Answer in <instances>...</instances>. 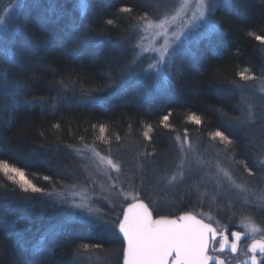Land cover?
I'll return each instance as SVG.
<instances>
[{
  "label": "trees",
  "instance_id": "1",
  "mask_svg": "<svg viewBox=\"0 0 264 264\" xmlns=\"http://www.w3.org/2000/svg\"><path fill=\"white\" fill-rule=\"evenodd\" d=\"M88 2L85 23L90 27L83 33L87 42L66 38L72 23L80 19L73 0H26L17 14L13 12L11 20L17 24L10 25L9 35L16 40L18 54L13 62L0 58V72L7 73L6 84L0 85V160L23 169L33 183L53 195L25 193L0 174V183L4 185L0 187V217L5 221L0 224V264H99L95 258L101 250L107 252L102 254L107 259L104 264H109L113 249H117L120 260L123 237H111L104 228L79 218L70 221L64 207L54 202L56 192L86 177L82 158L66 146L81 147L79 137L84 136L83 143H94L103 153L108 154L111 147V155L121 161L125 170L135 173L137 162L143 163L144 185L150 188L143 187L144 194L158 199L160 194L167 199L166 194L163 196L164 182L158 178L171 174L180 160L175 136H183L187 129L190 141L198 145L203 158L222 156L224 145L212 141L209 133L220 129L228 134L229 118L240 115L239 91H229L231 81L245 83L236 75L244 68L256 76L263 71L260 51L264 44L249 33L264 35V0H228L215 9L214 17L223 29V36L204 37L200 43L204 58L195 64L191 60L178 73H173L175 87L162 99H159L162 89L152 92L148 88L151 78L142 79L140 69L134 67L132 75H118L122 66L126 67L133 59L132 45L137 37L130 29L134 17L145 11L152 14L149 0ZM37 3L43 7H34ZM49 4L57 5L55 15L46 11ZM123 6H131L133 12L121 13ZM108 19H113L114 25H107ZM117 40H123L122 46L115 45ZM109 73L116 80L112 87L105 86L109 83ZM17 82L26 88L11 108L12 98L7 93ZM139 82L146 87H137ZM89 97H94L95 103L81 102ZM217 108L226 115L215 111ZM169 112L168 122L173 127L166 129L160 121ZM191 113L200 116L202 123L189 121L187 117ZM57 123L60 128H53ZM101 123L108 126L106 135L113 136L111 145L95 139L98 128L90 126ZM148 124L154 129L151 140L142 134ZM232 131L235 158L252 166L253 153L246 147L243 133ZM113 134H119L121 140L116 142ZM238 168L239 174H245L248 179L243 167ZM45 175L51 181L40 179ZM184 188L185 191L172 193L171 199L177 203H168L166 210L184 214L198 204L194 197L189 198L198 194L188 185ZM60 224L64 230L58 240L59 247L51 252L32 251L36 242ZM18 233L26 242L25 248L17 244ZM81 244L102 247L90 249L89 260L75 255ZM109 245L115 247L110 251Z\"/></svg>",
  "mask_w": 264,
  "mask_h": 264
},
{
  "label": "snow or ice",
  "instance_id": "2",
  "mask_svg": "<svg viewBox=\"0 0 264 264\" xmlns=\"http://www.w3.org/2000/svg\"><path fill=\"white\" fill-rule=\"evenodd\" d=\"M79 13V21H74L70 29L66 32V38L70 40H84L87 42L86 36L83 33L87 32L89 25L85 23L87 16V10L90 7L88 0H73ZM228 3V0H149V6L160 9L161 4H170V7H164L155 17L150 16L147 11L142 15L134 17V22L130 31H134L136 35V41L132 45L134 55L132 61L119 72V76L123 77L134 70V67L138 61L148 55V60L144 72L149 73L152 76V86L155 88H174L172 81V71L177 67L176 58L183 53L182 45L184 43V37L189 35L193 29H203L206 36H223V29L218 22H215L213 12L220 7L221 4ZM9 4L7 8L3 9V12L7 14L12 7ZM34 7H43L42 4H35ZM46 11L57 13L58 8L56 4H49ZM121 13L131 14L133 8L131 6H123L119 10ZM107 25H114L113 19H108L105 22ZM250 36H254L257 41L264 44V35H255L249 33ZM161 37L164 43L156 46L157 38ZM103 43V41H100ZM116 46H122L123 40H117L114 42ZM16 40L9 35L8 19L6 15H0V58L13 62L18 49L15 48ZM21 47L23 45L21 44ZM155 53V57L151 54ZM236 75L242 82L255 81L260 79L264 81V74L257 77L254 73H251L248 68H244L242 71H238ZM109 83L106 87H112L116 84V80L112 78L111 73L108 76ZM7 73L0 72V85L6 84ZM61 85L63 81L60 82ZM246 86L244 83H237L235 80L231 81V89L229 91L238 89L243 90ZM137 87L144 89L146 85L143 82H139ZM26 88L17 82L14 87L7 93L11 96V108L15 107L17 102L16 98L20 92ZM43 99V98H41ZM241 104L238 107L240 115L229 118L228 134L225 131L217 129L209 133L212 141H218L224 145L222 151L225 154V159L229 162L228 167H224L220 159L206 160L195 148L187 135V129L184 131L183 139L180 134L175 136V142L179 147V151L182 153L180 163L177 164V170L171 174H165L158 178V181H163L166 185H174L177 182L183 181L186 172L192 170V165L203 172L205 168L208 171L204 174L205 177L211 178L213 175L222 177L215 182L213 193L209 197V208L213 205L219 210L221 207L216 204L217 197L226 194L231 189H236L239 192L251 193L253 200L245 198L243 203L246 207L242 212H247L245 216L246 223L242 222L239 226L247 231H228L225 228L222 231H218L216 227H213L212 223H205L204 219H197L196 215L192 212H185L175 218H169L168 216H159V218H153V212L148 203L141 198V190L144 187V164L137 162L134 174L123 173V179H121L122 166L119 160H113L111 152L112 149H107L108 155H104L97 151L95 144H87L84 142V136H80L79 139L82 142V146L79 148L73 147L69 144L66 147L71 149L76 156L81 157L87 161L82 167L87 171L89 166L94 167L98 172L102 171L106 178L107 187L100 185L102 191L106 190L109 195H104L102 199L106 201L115 213V218H110L108 213L103 211L99 207H93L91 198L81 193L70 192L65 195L63 192L55 193L56 197L63 202H68V196L75 197L81 195L79 202L72 200V207L82 209L88 213L86 222L94 227L104 228L106 231H112L115 229V235L122 234L123 240L126 242V247L123 248V264H228L226 259L221 255L225 251L230 253H237L238 245L242 238L248 236H255L256 234H262L261 239H252V242L247 245V252L251 255L247 257L243 264H264V259H258L256 253L259 252L261 257H264V228L255 222L253 214L255 212L264 213V86L260 87L258 92L251 95H242ZM84 103H95L94 97H89ZM215 111L226 115L220 108ZM163 116L160 124L166 128L171 129L173 126L168 122L169 116ZM187 119L199 125L202 123V118L195 113L188 115ZM92 129H97L99 135L96 136V140H99L105 144L111 145L113 136L106 135L108 132V126L101 123L99 125L93 124L90 126ZM131 127V126H130ZM53 128L59 129L60 124L53 125ZM233 129L239 133H243V139L247 142L246 147L250 148L253 153L252 166L244 161L237 160L235 158L233 140ZM151 124L146 125L143 131V136L151 140L150 133L153 131ZM43 135V133H41ZM116 142L121 140L119 134H113ZM86 153H91V156H87ZM189 153L192 154V160H188ZM188 165L187 169L185 165ZM242 166L244 172L248 177L256 178L260 181L256 184L254 180L245 179L238 183L233 175V168ZM257 171H253V169ZM155 171V170H153ZM112 172L117 175L112 176ZM0 174L3 175L12 184L18 186L21 191L28 193H41L46 195H53L52 192L45 193V189L37 186L33 183V179H29L28 175L21 168L10 164L7 160H0ZM91 175V173L89 174ZM33 178H36V174H33ZM44 181H51L50 176L40 177ZM139 180V185L135 184V180ZM201 179H204L202 177ZM125 186L131 189L126 191ZM0 187H4L0 183ZM55 187V185H53ZM73 184L70 188H75ZM195 187L199 188L197 184ZM115 199H112V197ZM209 196L207 187L204 191L197 196V203L203 205L205 203L204 197ZM127 207H118L119 201H128ZM155 204V200L150 201ZM232 201L229 199L228 205L231 206ZM122 215V218H120ZM201 216H205L211 220V212L199 213ZM4 218L0 217V224L4 223ZM219 225V221H215ZM64 225L60 224L54 226L32 246V251L39 252L41 250L53 251L59 247L58 240L63 233ZM231 237V239H230ZM17 244L20 248L26 247V242L21 234H17ZM218 245V247H217ZM101 245H89L81 244L75 249V255L77 257H86L91 259L88 255L90 249L101 248ZM237 264H240L238 261Z\"/></svg>",
  "mask_w": 264,
  "mask_h": 264
},
{
  "label": "rangeland",
  "instance_id": "3",
  "mask_svg": "<svg viewBox=\"0 0 264 264\" xmlns=\"http://www.w3.org/2000/svg\"><path fill=\"white\" fill-rule=\"evenodd\" d=\"M26 2V0H0V15H6L7 19H8V27H10V25H15L17 24V22H13L11 20L12 16H13V12H15L17 14V11L19 12V10L23 7L24 3ZM9 4H12L13 6L9 9V12L7 14H5L3 12L4 8H7L9 6ZM170 4H161L160 9H157L155 7H151L152 8V14L150 16L155 17L156 15L159 14L160 11L163 10L164 7H170ZM71 7V5L69 6ZM76 7V6H75ZM27 9V7H26ZM26 9L24 12V15H26ZM30 11V9L28 10ZM215 12V10H214ZM214 12H213V16H214ZM19 16V15H18ZM45 19V18H44ZM9 20L10 23H9ZM215 22L216 19L214 17ZM13 29V28H12ZM15 32V30H14ZM204 37H206L203 29L200 30H196L193 29V31L189 34L186 35L183 39H184V43L182 45V49H183V53L176 58V65L177 67L173 69L172 74L178 73L179 68H183L184 65H188L191 60L192 63L195 64V62L200 61L203 57V48L201 47L202 44H200L202 42V40L204 39ZM164 40L161 37L157 38V44L156 46L159 47V45L163 44ZM24 46V45H23ZM24 47H22L23 49ZM261 50V49H260ZM263 52V53H262ZM262 52L260 51V55L262 57V61L264 62V49L262 50ZM155 53H152L151 56L155 57ZM147 62H149L148 60V55L146 54V56L144 58H142L140 61H138L135 65V68L140 69V76H142V79H146L147 77L151 78L150 79V84L148 85V88L152 89V92H155L157 89L159 88H155L152 86V76L149 73H146L143 71V69L145 68ZM263 70V71H262ZM259 73L260 75H258L257 77L262 76V74H264V68L262 69ZM134 71V70H133ZM136 72V70H135ZM251 72V71H250ZM132 75V71L129 73V75ZM133 77H135L133 75ZM173 81V79H172ZM244 84H246V86L243 88V90H238V101H239V105L241 104V96L242 95H251L252 93H256L258 92L259 88L264 86V81L257 79L255 81H248L245 82ZM162 90H160L161 94V98L162 99L163 95L166 94V92L169 91V89L167 88H160ZM237 91V92H238ZM170 92V91H169ZM153 95V94H152ZM181 138L183 139V136H181ZM190 140V138H189ZM192 143V142H191ZM192 145L198 149V151L200 150V148L198 147L197 144H193ZM178 146V145H177ZM99 151V150H97ZM178 151H179V147H178ZM221 151V148H220ZM101 152V151H99ZM180 152V151H179ZM218 152V150H217ZM104 155H108L107 153H103ZM224 153V152H223ZM87 156H91V153H86ZM218 156L222 162V165L224 167H228L229 162L225 159V154L221 155H213L210 156L211 159L209 158H204L206 160H212ZM179 159L181 160L182 157V153H179ZM214 157V158H213ZM113 160H118L117 158H115L114 156H112ZM193 156L191 153H189L188 155V160H192ZM180 160L178 161V164L180 163ZM83 164H86L87 161L85 159H82ZM121 162V161H120ZM82 164V165H83ZM122 166V174H121V179H123V173H130V174H134V172H130L128 170H125V167L121 164ZM177 166V165H176ZM175 166L174 171L175 172L177 170V167ZM188 165H185V168L187 169ZM83 168V167H82ZM83 170L85 171L86 177H83L82 181L79 182L78 184H76V187L70 188V186H67L66 188H64L63 190H60L58 192H63L65 195H68L70 192H77V193H81V195H86L88 197L91 198V203L93 207H99L101 208L103 211H105L106 213H108L110 218H115V213L113 212L111 206L102 199V197L104 195H109V193L104 190L102 191L100 185H105V188L107 187V181L105 176L103 175L102 171H97L94 167L89 166L88 170L86 171L84 168ZM130 170V169H129ZM239 168H233V175L236 178L237 182L240 183L242 181H244L245 179H247L246 175L244 174V176H242V174H239ZM208 171L207 168L204 169L203 172H201L196 166L195 164L192 165V170L190 172H186L185 178L183 181L177 182L174 185H166L164 183V192H163V196L167 195V199H164L162 197V195L157 194L159 196V199L157 197L154 196H148L149 193L144 194V191L141 190V198H143L145 200L146 203L149 204L150 209L152 210V212L154 213V216L156 219V217L159 216H168V217H177L179 216L181 212H175L172 210H166L169 209L168 203H177L176 201H172L175 200L174 198H172V193H176L179 189L180 191H185L186 188H184L186 185H188L189 187H191L192 191L196 192L198 195L200 194V192L204 191L205 186L207 187L209 196L204 197L205 199V203L203 205L201 204H197V205H192L191 206V210L190 211H186V212H192L193 214L197 215L198 217H201L203 219H205L206 221L212 223L217 229L218 231H222L225 228H227V230H229V228L232 226L235 230L241 231H247L246 229H242L239 225L244 222L246 223L247 221L244 219L245 216L248 215L247 212H242V210L246 207V205H244L243 201L245 198H248L250 201L253 200V196L251 193H243V192H239L236 189H231L229 192H227L224 195L218 196L217 197V201L216 204H219L221 207L219 208V210L216 208L215 205H213V207L210 209L209 208V203H210V199L209 197L211 196V194L213 193V188L215 185L216 180L218 179H222V177H217L215 175H213L211 178L205 177L204 174ZM91 173V175H89ZM117 174L115 172H112V176L115 177ZM202 177H204V179H201ZM250 178V177H249ZM248 180H254L256 184H259L260 181L258 179V176L256 178H250ZM139 180H135L134 183L138 185ZM197 184L200 185L199 188L195 187ZM144 188L150 189L148 187V185H144ZM184 189V190H182ZM125 190L126 191H131L130 188H128L127 186H125ZM160 191H158L159 193ZM162 192V191H161ZM57 193V192H56ZM166 194V195H165ZM81 195H77L75 197L72 196H68V202H63L62 200L58 199L55 196V200L54 202L56 204H58V207H64L65 210V216L67 217V219H70V221H76L77 218H79L81 221L86 222V218L88 217V213L82 209H78V208H74L72 207V200L75 199V201L79 202L81 199ZM184 195V199H185V193ZM196 194H192V196H189V198L193 199V197L197 200V196ZM112 199H115V197L113 196ZM229 199L232 201L231 206L228 205V201ZM151 200H155L156 203L152 204L150 201ZM171 201V202H169ZM131 200L128 201H119L118 202V207L122 206V207H127V203H131ZM173 207V205H172ZM174 208V207H173ZM159 209H164V210H159ZM172 209V208H171ZM175 209V208H174ZM177 209H180V207H177ZM176 209V210H177ZM158 210V212H157ZM172 212H175L176 214L172 215ZM185 212V211H184ZM209 213L211 212V216L212 219L209 220L207 219L205 216H201L199 215V213ZM255 222L260 225L262 228H264V213H260V212H255L253 214ZM122 218V215L121 217ZM215 221H219V225H217L215 223ZM233 229V230H234ZM115 229H113L112 231H106L108 235H110L111 237H114V233H115ZM49 232V231H48ZM122 237V234L120 235ZM119 237V236H118ZM261 239L262 238V234H256L254 237L253 236H248L246 237V240L244 242V244L242 245V250L244 248H247V245L250 244L252 242V239ZM124 246L123 248L126 246L125 245V241H124ZM110 247V251L115 247L114 245H109ZM218 247V245H217ZM123 250V249H122ZM121 250V251H122ZM99 253H101L100 255L96 256V262L99 264H104L107 259L104 258L105 256H103L102 254L107 253L105 250H101L99 251ZM111 253L114 255L112 257L111 262H109V264H123V252L121 253V258L120 260L118 259V252L117 249H113L111 251ZM222 256V258L226 259V261H228V264H236L238 259L240 258V255H236L235 257L230 256V254H226L225 252L223 254H219ZM232 257V258H231Z\"/></svg>",
  "mask_w": 264,
  "mask_h": 264
},
{
  "label": "flooded vegetation",
  "instance_id": "4",
  "mask_svg": "<svg viewBox=\"0 0 264 264\" xmlns=\"http://www.w3.org/2000/svg\"><path fill=\"white\" fill-rule=\"evenodd\" d=\"M234 228L231 226L230 228H229V232L230 231H238V230H233ZM218 230V229H217ZM230 239H231V237H230ZM245 240H246V238H242V240L240 241V243H239V245H238V251H237V253H230L229 251H225V253L228 255V254H230L229 255V257L230 256H233V257H235L236 255H239V254H241L240 255V258L238 259V261L240 262V264H243V261H245L246 259H247V257L249 256V255H251V253L250 252H247V248H244L243 250H242V245L244 244V242H245ZM256 255H257V257H258V259H264V257H261L260 256V253L259 252H257L256 253ZM232 258V257H231ZM237 261V262H238ZM237 264V263H236Z\"/></svg>",
  "mask_w": 264,
  "mask_h": 264
},
{
  "label": "water",
  "instance_id": "5",
  "mask_svg": "<svg viewBox=\"0 0 264 264\" xmlns=\"http://www.w3.org/2000/svg\"><path fill=\"white\" fill-rule=\"evenodd\" d=\"M145 203H146V202H145ZM193 215H195V214H193ZM196 216H197V215H196ZM153 218H155L154 213H153ZM156 218H159V217H156ZM169 218H175V217H169ZM197 219H203V218L197 216ZM204 222H205V223H210V222L206 221L205 219H204ZM212 225H213V224H212ZM213 227H215V226L213 225ZM125 245H126V242H125ZM125 247H126V246H125Z\"/></svg>",
  "mask_w": 264,
  "mask_h": 264
}]
</instances>
